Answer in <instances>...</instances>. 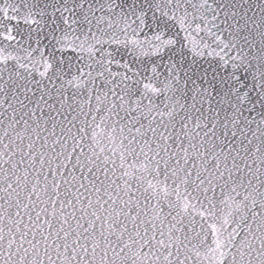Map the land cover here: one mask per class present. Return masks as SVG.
I'll list each match as a JSON object with an SVG mask.
<instances>
[{
	"label": "snow or ice",
	"instance_id": "obj_1",
	"mask_svg": "<svg viewBox=\"0 0 264 264\" xmlns=\"http://www.w3.org/2000/svg\"><path fill=\"white\" fill-rule=\"evenodd\" d=\"M0 264H264V0H0Z\"/></svg>",
	"mask_w": 264,
	"mask_h": 264
}]
</instances>
